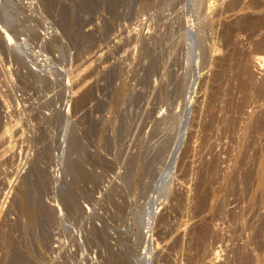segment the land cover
<instances>
[{"label": "rangeland", "instance_id": "rangeland-1", "mask_svg": "<svg viewBox=\"0 0 264 264\" xmlns=\"http://www.w3.org/2000/svg\"><path fill=\"white\" fill-rule=\"evenodd\" d=\"M263 56L264 0H0V264H264Z\"/></svg>", "mask_w": 264, "mask_h": 264}, {"label": "bare ground", "instance_id": "bare-ground-1", "mask_svg": "<svg viewBox=\"0 0 264 264\" xmlns=\"http://www.w3.org/2000/svg\"><path fill=\"white\" fill-rule=\"evenodd\" d=\"M254 61L256 62L255 64H258V65H259V66H257V67L260 68L261 66L264 65V64H263V63H264V56H263V57H256ZM219 62H220V61H219ZM253 63H254V62H253ZM255 64H254V65H255ZM254 65H253V66H254ZM242 66H243V65H242ZM242 66H240V67H242ZM254 67H255V66H254ZM259 68H258V69H259ZM239 69H240V68H239ZM239 69H238V70H239ZM244 69H245V68H244ZM260 69H261V68H260ZM260 69H259V71H260ZM263 70H264V69H263ZM241 72H242V71H241ZM246 72H247V70H246ZM262 72H263V71H262ZM262 72H261V73H262ZM259 73H260V72H259ZM238 74H239V73H238ZM250 74H251V73H250ZM262 75H263V73H262ZM247 76H248V74H247ZM252 76H253V75H252ZM249 78H250V77H249ZM252 79H253V78H252ZM263 85H264V84H263ZM260 87H261V86H260ZM259 89H260V88H259ZM178 142H179V141H178ZM176 150H177V149H176ZM174 153H177V152L174 151ZM174 153H173V154H174ZM172 156H173V155H172ZM174 157H176L175 154H174ZM174 157H173V158H174ZM171 158H172V157H171ZM173 158H172V159H173ZM34 219H35V218H34ZM6 239H7V238H6ZM217 251H218V250H217ZM215 254H216V253H215ZM215 254H214V255H215ZM218 255H219V254H218ZM215 257H217V255H216Z\"/></svg>", "mask_w": 264, "mask_h": 264}]
</instances>
